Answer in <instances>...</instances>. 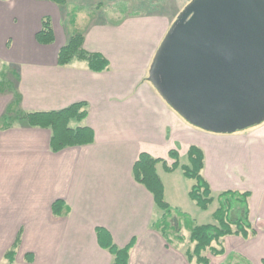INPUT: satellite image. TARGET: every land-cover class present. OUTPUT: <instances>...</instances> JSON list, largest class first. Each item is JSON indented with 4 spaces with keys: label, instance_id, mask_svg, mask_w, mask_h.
<instances>
[{
    "label": "crops",
    "instance_id": "0c3cea01",
    "mask_svg": "<svg viewBox=\"0 0 264 264\" xmlns=\"http://www.w3.org/2000/svg\"><path fill=\"white\" fill-rule=\"evenodd\" d=\"M89 1L66 0V5ZM66 13L48 0H0V68L8 69L4 76L15 84L7 94L9 103L14 92L23 112L56 111L86 102L82 124L94 132L91 145L52 153L47 129L18 124L0 130V193L19 182L28 190L24 196H42L38 203H24L27 217L16 227L11 222L6 229L0 215V237H9L0 239L6 244L2 258L18 234L19 245L10 264H16L19 256L20 264H111V254L101 246L108 238L118 247L131 243L129 264H193L184 253L191 244L183 248L173 243L183 242L182 234L172 233L170 238L151 226L154 200L133 179L132 167L141 152L170 165V150H177L181 159L195 145L203 152L202 174L212 194L250 191V222L256 231L248 239L223 237L220 245L225 253L208 254L209 264L225 259L226 254L239 255L248 264H264V121L247 133L206 131L183 119L149 85L147 71L174 21V12L88 22L79 30L84 36L82 47L107 59L109 68L102 72L88 70L82 61L57 64L58 50L69 37ZM45 16L53 28L50 44L36 39ZM28 140L30 146L24 149L22 142ZM11 148H18L14 153L19 155L12 161L5 158ZM159 165L163 169L157 164L156 172ZM33 182L41 194L34 193ZM56 199L68 206L66 216L52 214L51 203ZM3 207L0 204V212ZM97 227L104 230L101 244Z\"/></svg>",
    "mask_w": 264,
    "mask_h": 264
},
{
    "label": "water",
    "instance_id": "95a60500",
    "mask_svg": "<svg viewBox=\"0 0 264 264\" xmlns=\"http://www.w3.org/2000/svg\"><path fill=\"white\" fill-rule=\"evenodd\" d=\"M148 81L193 126L232 133L264 121V0H191L152 58Z\"/></svg>",
    "mask_w": 264,
    "mask_h": 264
},
{
    "label": "trees",
    "instance_id": "16d2710c",
    "mask_svg": "<svg viewBox=\"0 0 264 264\" xmlns=\"http://www.w3.org/2000/svg\"><path fill=\"white\" fill-rule=\"evenodd\" d=\"M55 3L60 9H65L66 0H48ZM158 3L167 2L168 0H153ZM148 3V1L146 0ZM139 2V3H146ZM134 3V2H133ZM150 5V3H149ZM145 7V5H144ZM150 7V6H149ZM161 12L157 9L154 12ZM140 10H134L131 14H142ZM176 12L174 11V14ZM36 39L41 44H50L54 41L53 28L51 19L45 16L41 19V26L36 33ZM84 36L81 32L69 34L67 42L60 47L57 53V64L66 66L73 59L85 62L88 70L93 72H102L108 70L109 62L98 52L86 51L83 47ZM2 68H0L1 73ZM6 79L2 75L1 78ZM146 80V77H145ZM7 83L0 85V90L6 86L10 91H14L12 83L7 79ZM20 99L13 93V99L7 105L5 112L0 116V130H6L19 125L28 127L47 129L50 132L49 149L52 153H58L67 147L91 145L94 142L93 130L82 124L87 116L86 102H76L63 109L56 111H27L23 112L18 109ZM24 120V121H23ZM20 121H23L21 123ZM76 121L78 124L71 126V122ZM188 163H180L177 150H170L168 158L172 160L170 165L162 158H155L146 152H141L132 167L133 179L144 186L152 195L154 205L161 207L164 212L161 214L160 222L152 220L151 226L161 231L168 237L169 232L166 229V218L169 213V204L163 197V185L160 177L156 172V165L161 164L164 170L172 172L180 168L184 176L192 178L194 183L188 191V196L201 209H207L214 201L212 191L206 179L202 174L204 167V155L202 150L195 145H191L186 153ZM250 191L225 190L217 194L219 206L213 212L212 218L214 223L194 225L190 231L189 243L191 246L185 251L188 262L193 264H209V256L223 255L225 250L220 245L221 239L227 235H237L243 239H248L256 234V231L250 222L249 210ZM69 208L62 199H56L51 203V212L54 216H66ZM234 213L230 218L229 213ZM98 241L104 230L95 229ZM174 236L179 235L178 230H173ZM217 242L218 246L214 245ZM101 244V243H100ZM19 245V235L17 234L11 246L5 251L3 257L8 262L15 259L16 249ZM103 248L107 249L112 256L111 264H129V253L131 243L125 247H118L110 238L106 243H102Z\"/></svg>",
    "mask_w": 264,
    "mask_h": 264
},
{
    "label": "rangeland",
    "instance_id": "374dc122",
    "mask_svg": "<svg viewBox=\"0 0 264 264\" xmlns=\"http://www.w3.org/2000/svg\"><path fill=\"white\" fill-rule=\"evenodd\" d=\"M98 0H90L88 3H84L82 5L78 4H67L65 7L66 14L68 15V22L66 23V28L68 29V33L71 34L74 32H82L79 30H82V28L91 21H107V22H115L119 20V18L130 15L132 11L134 10H140L139 13L142 14H150L154 12L157 9L165 10L169 12H176L174 20L179 15V13L185 8V5H187L191 0H168L167 2L158 3L153 0H117V1H108L104 0L103 2L98 3ZM146 2L144 4L139 2ZM134 2V3H133ZM98 3V5H97ZM150 3V5H149ZM145 5V7H144ZM150 6V7H149ZM65 14V15H66ZM77 23V25H76ZM173 23V21H172ZM76 25V26H75ZM79 61L77 59H73L72 63ZM8 69H2L0 73V85H3L7 83L5 79L1 76L2 75H8ZM10 73V72H9ZM146 81L151 85V83L148 81V74L146 75ZM12 85V87H14ZM152 86V85H151ZM152 88H154L152 86ZM155 90V89H154ZM8 91L9 89L6 86H3V89L0 90V116L5 112V109L7 105L9 104V98H8ZM156 91V90H155ZM5 93V94H4ZM24 121V120H23ZM23 121H20L23 123ZM71 126H75L78 123L76 121H72ZM15 125H18V122L15 123ZM24 124H22L23 126ZM257 126V125H255ZM250 126L241 130H237V132H243L247 133L249 132L253 127ZM28 127L24 126L23 128ZM28 129V128H25ZM42 130V129H40ZM31 141H23L22 144L25 147L30 146ZM12 149V148H11ZM18 150V148H15ZM15 149H12L10 151V155L8 157H5L7 160H15V158H19V155L14 153ZM23 149V150H24ZM20 151V150H19ZM22 158L25 157V153L22 152L20 154ZM181 163H188L187 157L183 156L180 159ZM158 173L161 177V180L164 184L165 192H164V200L169 204V213H167L166 218V229L169 232V236L171 238V234L173 230H178L179 234L183 236V242H173L174 245H180L187 246L189 243V235L192 227L194 225H200V224H211L214 223V220L212 218L213 212L217 209L219 206L218 200L216 199L218 193L212 194L214 197V201L211 205L208 206L207 209H201L200 207L196 206L195 202L190 199L187 195V190L190 188V186L194 183V180L192 178H188L184 176L180 170V168H176L175 170L171 172H167L166 170L161 169V166H158ZM33 189L34 193H40V190H36L34 187L33 182ZM33 191V190H32ZM28 190L19 185V182L12 185L10 184L5 189H1V195H0V204H4L3 212H0V215H2L1 220L4 221V225L6 226V229H9L10 223L14 224V226H17V223L25 219L27 217V211L24 209L26 207V204L30 200L34 203H38L42 196H35L31 194V196L25 195ZM164 212V210L154 205L153 209V220H158L161 216V214ZM234 213H229L230 218H233ZM2 222V221H0ZM258 226V225H255ZM7 236H1L0 239H8ZM178 238V237H177ZM180 239V238H178ZM190 245V243H189ZM6 244H1L0 242V264H10L7 259L2 258L1 254L3 252L4 247ZM187 249V248H186ZM185 249V250H186ZM185 253V251H184ZM225 255V259L221 260L222 258H216L212 264H248L246 260H244L239 255L231 254L229 257ZM20 256L17 258L16 264H20ZM12 263V262H11Z\"/></svg>",
    "mask_w": 264,
    "mask_h": 264
},
{
    "label": "bare ground",
    "instance_id": "6f19581e",
    "mask_svg": "<svg viewBox=\"0 0 264 264\" xmlns=\"http://www.w3.org/2000/svg\"><path fill=\"white\" fill-rule=\"evenodd\" d=\"M186 6V5H185ZM163 100V99H162ZM236 132V131H235ZM232 133H234V132H232Z\"/></svg>",
    "mask_w": 264,
    "mask_h": 264
}]
</instances>
